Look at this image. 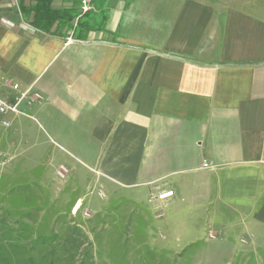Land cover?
<instances>
[{
	"label": "crops",
	"instance_id": "obj_1",
	"mask_svg": "<svg viewBox=\"0 0 264 264\" xmlns=\"http://www.w3.org/2000/svg\"><path fill=\"white\" fill-rule=\"evenodd\" d=\"M21 2L0 0V79L31 100L0 127L8 177L53 143L91 173L88 190L146 209L162 251L264 232V0H81L85 25L59 36ZM151 191L173 192L161 218Z\"/></svg>",
	"mask_w": 264,
	"mask_h": 264
},
{
	"label": "rangeland",
	"instance_id": "obj_2",
	"mask_svg": "<svg viewBox=\"0 0 264 264\" xmlns=\"http://www.w3.org/2000/svg\"><path fill=\"white\" fill-rule=\"evenodd\" d=\"M0 152L5 156L4 144ZM59 164L71 176H54ZM23 166L26 175L14 180L6 165L0 168L1 236L71 235L61 226L76 223L93 245V264H264V232L253 226L254 234L236 226L231 235L211 232L212 241L191 243L181 252L160 250L148 211L123 194L98 200L85 186L91 173L53 143L30 152ZM41 173L46 176H37Z\"/></svg>",
	"mask_w": 264,
	"mask_h": 264
},
{
	"label": "trees",
	"instance_id": "obj_3",
	"mask_svg": "<svg viewBox=\"0 0 264 264\" xmlns=\"http://www.w3.org/2000/svg\"><path fill=\"white\" fill-rule=\"evenodd\" d=\"M52 1L33 0L28 6L21 2L20 11L23 16L30 17L33 28L52 35L59 36L60 30L69 29L77 18V26L85 25L77 15L81 0H72L70 8L61 9L53 8ZM1 226L0 222V233L3 232ZM66 226L67 223H64L61 229L65 232L69 230L71 235L59 236L54 232L50 236L6 238L0 235V264H93V245L87 240L81 226L76 223ZM3 227L10 231L6 225Z\"/></svg>",
	"mask_w": 264,
	"mask_h": 264
},
{
	"label": "built area",
	"instance_id": "obj_4",
	"mask_svg": "<svg viewBox=\"0 0 264 264\" xmlns=\"http://www.w3.org/2000/svg\"><path fill=\"white\" fill-rule=\"evenodd\" d=\"M84 10L86 8L84 7ZM0 88L8 89L9 92H13V98L4 96L3 93L0 91V127L3 130H6L10 128L11 123L6 120L7 115H11L12 117H18V116H27L23 110L22 107L24 105H29L31 103V100L28 97V90L26 91H20L19 85L14 83L9 78H1L0 79ZM38 94H34V98H38ZM8 160L4 154L0 152V168H3L7 164ZM204 168H209L210 166L208 164H203ZM67 170L64 166H59L57 170V174L60 177H63L65 174H67ZM96 195L100 199L105 198V193L101 188L96 190ZM171 197H173V192H164L160 193L157 191H151L149 193V197L147 199V203L153 207L154 212H156V216L158 218L163 217V209L165 207V203L167 200H169ZM85 216H89L88 213H84Z\"/></svg>",
	"mask_w": 264,
	"mask_h": 264
}]
</instances>
